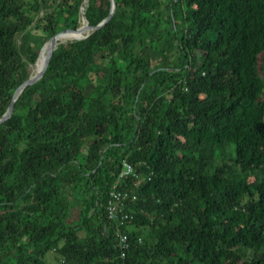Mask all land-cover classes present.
<instances>
[{
	"label": "trees",
	"instance_id": "16d2710c",
	"mask_svg": "<svg viewBox=\"0 0 264 264\" xmlns=\"http://www.w3.org/2000/svg\"><path fill=\"white\" fill-rule=\"evenodd\" d=\"M111 1L0 123V264H264V0H0V118Z\"/></svg>",
	"mask_w": 264,
	"mask_h": 264
},
{
	"label": "water",
	"instance_id": "95a60500",
	"mask_svg": "<svg viewBox=\"0 0 264 264\" xmlns=\"http://www.w3.org/2000/svg\"><path fill=\"white\" fill-rule=\"evenodd\" d=\"M111 11L109 13V15L107 16L106 19H104L103 21H101L97 26L95 27H90L88 25H85L84 27H81V28H77L75 30H71V29H64L60 32H58L57 34H55L53 37H51L41 48V50L48 45V49L46 51V54H45V57H44V61H43V65H42V68L41 70L35 74L34 76L30 77L29 79H27L26 81H24L13 93V96H12V99H11V102L7 108V111L6 113L0 118V123L3 122L4 120H6L7 118H9L11 112H12V109H13V103L14 101L16 100L17 96L20 94V92L27 86L35 83L36 81H38L41 76L43 75L45 69H46V66L48 64V61H49V58L51 56V53L52 51L54 50L55 48V45L57 43H60V42H56L58 39L60 38H63L65 36H69V35H81V33H85V32H88L90 30H97L98 28H100L101 26H103L108 20L109 18L111 17L112 13H113V10H114V3L113 1H111ZM85 35H82L80 36L79 38H77L76 40L78 39H81V38H84ZM40 50V51H41ZM39 51V53H40ZM39 56V55H38ZM37 61V60H36Z\"/></svg>",
	"mask_w": 264,
	"mask_h": 264
},
{
	"label": "built area",
	"instance_id": "2783aa9c",
	"mask_svg": "<svg viewBox=\"0 0 264 264\" xmlns=\"http://www.w3.org/2000/svg\"><path fill=\"white\" fill-rule=\"evenodd\" d=\"M128 177H132L133 179L138 178L134 173L133 168L127 162L122 161V171L120 172L115 184L112 187L113 190L109 193V200L106 208L109 219H119L120 221H124L128 218V216L123 212L121 201L123 199L129 198L134 200L135 196L131 191L124 190L123 192H120L116 190L117 183H121L122 181L128 179ZM117 236L119 237V242L122 245V248H126V236L122 233H118Z\"/></svg>",
	"mask_w": 264,
	"mask_h": 264
},
{
	"label": "bare ground",
	"instance_id": "6f19581e",
	"mask_svg": "<svg viewBox=\"0 0 264 264\" xmlns=\"http://www.w3.org/2000/svg\"><path fill=\"white\" fill-rule=\"evenodd\" d=\"M81 26V24H80ZM84 35V33H81V35H74V37L68 41H72V40H76L77 38H79L80 36ZM62 38L58 39L56 42H60V43H65V42H68V41H61ZM48 49V45L45 46L39 53V56L37 58V61L35 62V64L33 65L32 67V72H31V75L34 76L35 74H37L41 68H42V60L44 59L45 57V54H46V51Z\"/></svg>",
	"mask_w": 264,
	"mask_h": 264
},
{
	"label": "rangeland",
	"instance_id": "374dc122",
	"mask_svg": "<svg viewBox=\"0 0 264 264\" xmlns=\"http://www.w3.org/2000/svg\"><path fill=\"white\" fill-rule=\"evenodd\" d=\"M40 14H41V12H40ZM81 23H83V22L80 21V23H79V27H78V28H81V27H84V26H85V24H82V25L80 26ZM86 33H87V32H85L84 35H86ZM32 67H33V66H31V72H32ZM73 214H74V212H73ZM74 217H75V214L73 215V219H74ZM48 255H49V254H47L46 256H48ZM48 261L50 262V264H56L51 258H49Z\"/></svg>",
	"mask_w": 264,
	"mask_h": 264
}]
</instances>
